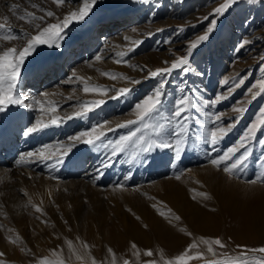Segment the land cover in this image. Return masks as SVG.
<instances>
[{"label":"rangeland","instance_id":"1","mask_svg":"<svg viewBox=\"0 0 264 264\" xmlns=\"http://www.w3.org/2000/svg\"><path fill=\"white\" fill-rule=\"evenodd\" d=\"M110 3H120L119 5L126 8L123 12V23L121 22L117 26L111 25L116 24V19L111 14ZM224 3H228V0H97L89 15L82 20L86 23L84 31L90 30L87 39H83L85 43L81 44L82 40L78 39H70L67 42L68 51L66 53L70 57L69 65L64 67L65 65L60 66L62 64H59L54 73L47 76L46 81L43 78L37 84L32 85L33 77H31L24 79L19 84V88L26 94V102L31 95L33 96L30 100L31 110L27 111L30 113V117L27 119L26 128L32 127L35 121L40 119V115L44 111H41L40 108L43 105V109L46 106L57 107V117L62 118L63 124L71 123V131L65 134L66 140L62 142L61 138L57 140L60 142H58L59 144H54L58 150L66 147L67 141L71 137L82 131L90 130L91 125L107 127L106 138L108 140L105 142L108 145H110V141L114 143V140L121 135H129L141 125L112 129L111 121L122 115L135 114L137 111L134 107L135 104L141 102L157 87L158 80L148 78V71L141 69L155 70L170 66L176 58L185 55L188 45L200 35L206 34L210 22L215 19L216 29L209 35L207 41L201 43L190 53L189 68L191 71L188 73L174 71L168 77L169 82L163 90L166 95L163 97L162 111L152 121L164 126L166 142L172 145V147L164 149L167 153L166 164L168 167H166L165 176L162 177L175 176V167L180 162L183 172L190 169L198 172L199 169L201 179L199 185H204L203 168L213 166L210 163L211 159L224 155L227 149L237 145L252 124H256L260 129L261 121L264 120V87L261 86L264 84V0H234V3L230 4L224 14L213 16L214 9ZM83 6L84 0H65V3L60 6H57L54 0H0V15L6 16V21H0V23L18 32L22 31L21 34H16L17 39L11 41L0 38V48L13 47L19 50V46L27 43L30 36L34 34L35 26L39 25L42 28L48 23H60L64 19L63 15L70 14L72 11L78 12ZM48 10L53 11L55 17H47L46 11ZM13 16L17 21H12L11 17ZM21 16H26L27 19L21 20ZM41 16L45 17L43 22L38 19ZM54 18H58V21H55ZM69 29L70 27L65 30ZM36 30L38 29L36 28ZM130 34L138 35L139 39L136 38V43L128 46L125 38ZM1 35L2 30H0V37H2ZM245 42L248 43L245 44ZM242 44L243 47H241ZM113 49H119L122 54H125L124 57L111 54ZM97 55L101 56L105 63L100 64L95 59ZM152 56L156 57L157 64L149 66L147 61ZM118 60L124 61V63H117ZM88 61L91 62L89 67L93 70V76L87 80L80 79L76 71ZM165 61L168 63L165 64ZM124 66L126 69L122 70ZM106 72L117 74L118 78L113 80L104 75ZM73 73H75V77H73ZM119 74H123V76L121 77ZM136 80L141 82L134 83L133 81ZM226 81L227 83H225ZM238 81L239 83H237ZM122 82H125V85ZM40 83L41 86L38 85ZM85 85L90 88L98 85L101 88L110 89V91L104 96L97 93H85L83 91ZM49 88L62 90L63 102L58 99L55 106L52 107L43 102L35 103L34 101H40V94ZM121 88H129L132 91L121 98H111L117 96L116 90ZM182 97H186L190 101L185 105L188 111L184 113V116L188 119L183 121V134L168 136L167 133L171 132L173 128H177L180 123L172 115V112L176 102ZM223 97L227 98L223 99ZM98 100H104L105 103L88 111L83 118L74 117L75 112L85 110L81 107L83 104ZM11 107L16 109L15 106ZM237 108L242 110L237 112L235 111ZM94 111L99 112L100 115L94 118ZM161 113L162 115H160ZM216 115H221L219 121L215 119ZM70 116L74 118L68 119ZM164 118H167L166 123ZM221 126L229 129L228 134L213 145L211 133ZM254 136V139L245 141L250 155L242 167L230 175L228 189L236 192L244 188L246 184H251L250 181L256 180L259 185H253L264 196V182L260 181V178L264 177V130H258ZM130 143L135 145L136 142L133 139V142ZM96 145L95 147L100 150L97 154L99 155L105 146ZM177 145L180 148L179 155L181 156L178 159L175 158ZM127 150L125 149L121 154L112 152L111 156L121 159ZM243 151L244 149L241 148L236 155L239 156ZM97 155L88 154L82 161L79 174L73 177L75 180L71 182V185L65 187L68 189L65 192L72 198L75 199L78 195H83V188L81 189L82 186H78V184L85 178L92 177L88 174V170L92 163H94L93 166L99 165V161L96 160ZM18 157L14 155L9 160L14 163ZM176 160H178L177 163ZM112 161L108 160V162ZM231 162L229 161V163ZM222 168L223 165L221 169L216 168L218 178L224 172ZM123 176L125 175L123 174ZM243 182L246 184H242ZM109 185L111 182L102 190H106ZM74 186H78L77 190ZM138 190V193H141V188ZM82 199L87 201V196L84 195ZM131 205L133 206V204ZM109 207L112 209L115 206L109 205ZM125 208L127 207L123 202L122 209ZM191 219L185 215L183 220H180L182 223L180 228L188 229ZM100 224L101 220L98 219L94 234L99 235L94 236V239L101 238L100 235L102 236L104 233V230L101 231L99 228ZM147 224L151 225L152 223L147 221ZM190 231L186 230L188 234L191 233ZM119 232L122 233L121 236L132 243L135 239L134 244L137 247L135 250L133 249L135 252L114 248L118 253L116 264H124L126 260L129 264H146L148 261H155L156 264H168L169 261H172L175 264V257L182 254L172 252L165 243L155 236V232L152 230L150 231L151 239L147 243L141 242L133 237L134 235L131 236L129 226H121ZM199 234L202 235L200 232ZM202 236L204 240L209 241L206 247L200 248L199 254L202 253L203 256L200 259L188 261V264H209V262L216 264L217 261H222V264H240L241 249L235 247V243H232L231 240H227L226 248H220L215 245L211 236L205 233ZM220 239L222 241V238ZM90 245L92 246V239ZM209 246L213 248L216 255L203 253ZM232 246L233 249H231ZM260 247H264V241H261L260 246L247 247L249 264H258L257 258L264 256V253L251 251V249ZM149 249L153 252L151 257L145 255L146 250ZM0 261H3L4 264H12L9 260ZM93 261L95 264H106L105 260L96 259ZM66 264L78 263L68 260ZM85 264H93V262Z\"/></svg>","mask_w":264,"mask_h":264},{"label":"bare ground","instance_id":"2","mask_svg":"<svg viewBox=\"0 0 264 264\" xmlns=\"http://www.w3.org/2000/svg\"><path fill=\"white\" fill-rule=\"evenodd\" d=\"M119 4H109L111 14L116 19V24L113 23L112 26L123 23L126 8ZM58 18H54L55 21ZM5 19V15H0V21H6ZM11 19L17 21L14 16ZM85 26L83 21L72 23L58 41L61 47H38L25 62L20 83L31 77L32 85L43 78L46 81L47 76L53 74L59 64L67 67L70 60L66 53L67 42L78 39L82 40L81 44L85 43L83 39L90 32L84 31ZM34 28V34L30 38L38 34L37 27ZM6 29H11L14 35L22 33L8 26ZM6 29L2 30L1 36L7 34ZM136 38L139 39V36L127 35L125 40L128 46L135 44ZM26 46L27 43L19 46V50ZM110 53L121 57L125 55L119 49H113ZM102 59L99 60L100 64L105 63ZM90 64L88 61L76 71L79 78L87 80L93 76ZM147 64L156 65V57H150ZM122 84L125 85V82ZM38 85L41 86V83ZM62 93L60 89L49 88L40 94V102L55 106L58 99L63 102ZM32 97L31 95L26 102L30 107L15 106L16 109L10 107L7 112L0 113V252L5 253L0 260H9L12 264H66L68 260L85 264L98 259L105 260L106 264H116L118 253L114 248L128 252L135 250L132 247L135 239L132 243L121 236V226H129L131 236L134 235L133 237L145 243L151 239L150 231H154L155 236L174 253H183L190 244L196 243L197 248L192 249L190 255L199 254L200 248L207 246L204 242L206 239L202 236L204 233L212 239L222 238L224 244L229 239L235 243V247L260 246L261 241H264V196L253 183L243 182L242 184H246L244 188L236 192L230 191V175L223 172L218 178V170L210 165L203 168L204 185H199V169L198 172L194 169L183 172L180 162L175 167V176L162 177L168 167L167 153L156 145L148 151L147 146L152 141L158 144L160 140L167 139L164 135H157L160 129H144L142 125L141 131L134 138L135 145L129 143L125 148L128 149L127 153L121 159L111 156V153L119 138L126 135L119 136L110 145L105 142L108 140L105 138L103 144H99L100 147L105 146L99 155L100 150L95 147L97 145L82 142L86 138L79 142L70 139L66 147L58 150L54 144H59L57 140L61 138L62 142L66 140L65 134L71 131V123L62 122L58 126L44 127L28 136L23 135L30 117L27 111L31 110ZM50 109L44 107L37 120L42 125H51V119L57 117L56 112L53 113ZM93 114L94 118L100 115L99 112ZM135 114L116 117L111 121V128L115 129L117 125L138 119ZM164 120L166 123L167 118ZM119 122L121 123L118 124ZM33 126H37L36 121ZM106 129L102 125L97 128V132H107ZM140 136L147 143H141ZM69 145L72 146L70 149ZM45 146H48L45 157L51 156L50 159L26 155ZM88 154L97 155L99 165L93 166L92 163L88 170L92 177L85 178L78 184L83 188V195L74 199L65 192L68 191L65 187L75 180L73 177L79 174L82 161ZM14 155L19 157L11 163L9 158ZM57 157H62V160L58 161ZM178 157H181L179 152L175 158ZM177 176L180 179H176ZM110 182L111 185L102 190ZM139 188L141 193H138ZM201 193L208 194L209 198ZM84 195L87 196V201L82 199ZM123 202L127 207L125 209H122ZM109 205L115 207L111 209ZM185 215L192 218L188 229L180 228V220ZM98 219L101 220L99 228L104 233L100 235L101 238L94 239V236L99 235L94 234ZM147 221L152 224H147ZM186 230H191V235ZM69 241L72 242L71 247ZM85 244L88 245L87 248L84 247ZM207 249L203 253L212 255ZM77 255H82L84 259L77 260Z\"/></svg>","mask_w":264,"mask_h":264},{"label":"snow or ice","instance_id":"3","mask_svg":"<svg viewBox=\"0 0 264 264\" xmlns=\"http://www.w3.org/2000/svg\"><path fill=\"white\" fill-rule=\"evenodd\" d=\"M54 2L57 4V6L63 5L65 3V0H54ZM97 3V0H84V6L79 9V11H72L70 14L64 17L62 22L60 23H48L46 26L40 28L39 25H37L38 34L32 36L28 42L27 46L24 47L22 50H17L16 48H8L7 50L0 49V113L7 112L11 106H22V107H30L28 103H26V94L24 91H22L19 88V84L21 80L23 79L22 72L24 69L25 62L28 60L30 56H32L36 49L40 46H48V47H61V44L58 43V41L61 40V38L65 35V29H67L72 23L80 22L87 17L92 9L93 6ZM234 3V0H228V3H224L221 6L217 7L213 11V16L222 15L225 13V11L230 7V4ZM32 15V14H29ZM47 17H55V13L53 11H46ZM33 18H35L33 16ZM21 20L27 19L26 16H21ZM41 22L44 21L45 17L41 16L38 18ZM216 20L213 19L208 28L206 29V34L200 35L194 42H192L190 45L187 46V50L185 52L184 56L176 58L168 67H161L156 68L155 70H148V69H141L142 71H148V78L157 79L158 85L154 89L153 92L148 94L141 102H137L135 104L136 115L138 116L137 120H129L125 124L117 125V127H128L129 125H142L144 129H160L157 133V135H164L163 129L164 126L159 123H153L155 117L159 115V113L162 111L163 108V97L166 95L164 93V88L168 84V77L171 76V74L174 71H180L183 73H188L191 71L189 68V65L191 63V51L195 50L201 43L207 41L209 38V35L216 29ZM6 25L0 23V30H5ZM7 34L3 35L2 38L5 41H11L14 39H17V36L13 34L11 29H6ZM133 31H136V29H133ZM248 42H245V44ZM244 45L242 44L241 47ZM97 61L101 59V56L97 55L95 57ZM117 63H124V61H117ZM168 62L165 61V64ZM104 75L108 76L109 78L115 80L118 78L117 74L112 73H104ZM119 76H123V74H119ZM73 77H75V73H73ZM126 78V77H125ZM83 79V78H80ZM134 83H140L141 81L136 80L133 81ZM227 83V81L225 82ZM239 83V81L237 82ZM264 87V84L261 85ZM183 90V89H181ZM83 91L85 93H97L101 95H107L108 91L110 89L107 88H101L100 86L96 85L93 87H89L87 85L84 86ZM117 96L111 97L114 99L121 98L123 96H126L130 94L132 91L129 88H121L117 89ZM44 95H47V93H44ZM227 97H223V99H226ZM37 104H40V101H34ZM105 103L104 100H98V101H90L85 104H83L81 107L84 108V111H77L74 114L75 118H83L87 115L88 111L93 110L94 107H98L100 105H103ZM190 101L186 97H182L176 102L175 108L172 112V115L175 116L180 123L178 124L177 128H173L171 132L167 133L168 136H179L183 134L184 129V123L183 121L188 119L184 116V113L188 111V109L185 107V105L189 104ZM41 111H43V105H41L40 108ZM58 109L57 107H52L50 109L51 112H56ZM242 109H235V111L239 112ZM72 116L68 117V119L74 118ZM215 119L219 121L221 119V115H216ZM63 120L60 117H54L51 119V125L49 124H41L40 121H36L37 126L28 127L26 131H24L23 135L28 136L30 134H33L37 131L42 130L44 127H49L52 125L58 126L59 123H62ZM99 125H91L90 130L82 131L76 136L71 137L70 139L73 141H81L83 139V143L88 145H96V144H103L104 139L106 138V132L100 131L97 132V128ZM258 130H264V120L261 121V128L258 129L256 124H252L251 127L247 130L245 134H243V139H241L237 145H234L227 149L224 155H221L217 158L211 159L210 163L215 166L217 169H221V166L223 165L222 170L228 174L233 175L236 171L239 170L240 167L246 162L247 158L249 157L250 153L248 152V146L245 143L246 140L254 139V134ZM141 131L140 127H137L135 131L131 132L129 135L122 136L119 138V140L116 142V146L113 149V154L122 153L124 152L127 145L133 141L134 138L137 137V134ZM229 129L227 127L221 126L218 127L216 131H212L211 133V143L213 145L217 144L220 140H222L227 134ZM95 133V135H93ZM219 133V135H218ZM141 143H147L145 141V138L143 136L139 137ZM112 142L110 141L109 144ZM153 145H156L158 148L168 149L172 147V145L165 140H160L157 144L156 141H152L151 143H148L147 150L151 151ZM48 146H45L44 148L37 149L36 152H29L26 155L28 157H36L37 159L46 158L50 159L51 156L45 157V149ZM69 149L72 147L71 145L68 146ZM243 148L244 151L240 153L239 156L236 155L237 152H240V149ZM175 150L177 152L180 151L179 146L177 145L175 147ZM235 157V159H233ZM58 161L62 160V157H57ZM229 161H232L229 163ZM108 166V165H106ZM176 179H180V176H177ZM261 182H264V177L260 178ZM250 183H257L256 180L250 181ZM120 187H124L123 185H120ZM205 198H209L208 194L201 193ZM37 211H40L39 208H37ZM131 211V209H129ZM179 219V217H176ZM137 219H140V217H137ZM147 227V225H145ZM191 235V233H189ZM203 239V238H202ZM206 244L209 243L208 240L204 241ZM69 246L71 247L72 242L69 241ZM215 245L219 246L220 248H226L227 245L224 244L221 239L215 238L214 239ZM85 248L88 247L87 244L84 245ZM133 248H136L137 246L133 243ZM239 249H241V254L239 256L240 264H249L247 252L249 251L247 249V246L238 245ZM197 248L196 243L190 244L182 254L177 255L175 257V264H188V261L193 259H200L202 258L203 254H197L195 256L189 255L190 251L192 249ZM109 251H112L109 249ZM207 251L209 253H213V255H216L214 253L213 248L211 246L208 247ZM253 252H259L264 253V247H260L258 249H251ZM145 255L151 257L153 256V252L151 249L146 250ZM5 256V253L0 252V257ZM77 260H83L84 257L82 255H77ZM258 259V264H264V256H261ZM0 264H4L3 261H0ZM93 264H95V261H93ZM124 264H129V262L126 260ZM146 264H156L155 261H148ZM168 264H173L172 261H169ZM209 264H212V262H209ZM216 264H222V261H217Z\"/></svg>","mask_w":264,"mask_h":264}]
</instances>
